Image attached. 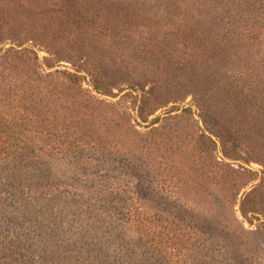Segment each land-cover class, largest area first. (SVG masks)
<instances>
[{"label": "rangeland", "instance_id": "rangeland-1", "mask_svg": "<svg viewBox=\"0 0 264 264\" xmlns=\"http://www.w3.org/2000/svg\"><path fill=\"white\" fill-rule=\"evenodd\" d=\"M0 264H264V0H0Z\"/></svg>", "mask_w": 264, "mask_h": 264}]
</instances>
